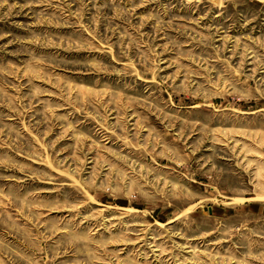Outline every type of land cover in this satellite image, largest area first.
I'll list each match as a JSON object with an SVG mask.
<instances>
[{"label":"rangeland","instance_id":"374dc122","mask_svg":"<svg viewBox=\"0 0 264 264\" xmlns=\"http://www.w3.org/2000/svg\"><path fill=\"white\" fill-rule=\"evenodd\" d=\"M0 264H264V0H0Z\"/></svg>","mask_w":264,"mask_h":264}]
</instances>
